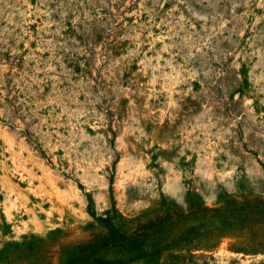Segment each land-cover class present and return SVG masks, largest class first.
Returning <instances> with one entry per match:
<instances>
[{
	"label": "rangeland",
	"instance_id": "obj_1",
	"mask_svg": "<svg viewBox=\"0 0 264 264\" xmlns=\"http://www.w3.org/2000/svg\"><path fill=\"white\" fill-rule=\"evenodd\" d=\"M193 204L138 264H264V0H0V264Z\"/></svg>",
	"mask_w": 264,
	"mask_h": 264
},
{
	"label": "trees",
	"instance_id": "obj_2",
	"mask_svg": "<svg viewBox=\"0 0 264 264\" xmlns=\"http://www.w3.org/2000/svg\"><path fill=\"white\" fill-rule=\"evenodd\" d=\"M227 204L232 205L234 202L229 201ZM189 209L188 212L171 210L144 218L139 217L129 230L124 229L125 225L117 224L114 215L96 217L99 228L90 225L87 239L60 244L59 264H138L144 258L151 260L161 251L187 250L194 245L193 240L201 235L199 227L182 226L167 243H162L160 239L168 234L177 221L181 222L183 218L212 210L195 204L190 205ZM173 215L175 217L172 223ZM221 215V223L229 221L230 218L245 219L240 207L230 208L228 214Z\"/></svg>",
	"mask_w": 264,
	"mask_h": 264
},
{
	"label": "bare ground",
	"instance_id": "obj_3",
	"mask_svg": "<svg viewBox=\"0 0 264 264\" xmlns=\"http://www.w3.org/2000/svg\"><path fill=\"white\" fill-rule=\"evenodd\" d=\"M253 187H258V185H255V186H253ZM121 192V191H120ZM257 260L258 261H261L262 263H264V254H260V255H258V258H257Z\"/></svg>",
	"mask_w": 264,
	"mask_h": 264
}]
</instances>
